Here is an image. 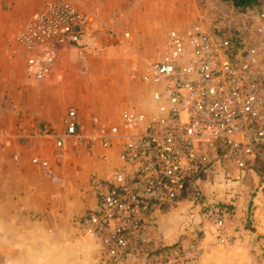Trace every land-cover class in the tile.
Here are the masks:
<instances>
[{"label":"crops","instance_id":"obj_1","mask_svg":"<svg viewBox=\"0 0 264 264\" xmlns=\"http://www.w3.org/2000/svg\"><path fill=\"white\" fill-rule=\"evenodd\" d=\"M53 1L0 0V264H104L98 243L83 234L82 220L114 183L123 165L119 155L125 140L115 139L107 150L96 147L81 153L67 142L64 157L58 159L57 136L65 132L72 109L86 134L94 132V117L115 126L121 124L123 110L151 111L154 86L143 82L142 72L134 75L130 69L156 60L170 30H188L211 7V0H74L104 51L81 55L74 47H61L51 74L36 80L27 72L31 53L16 37ZM260 3L256 12L264 9ZM259 74L264 81V65ZM35 158L48 160L60 180H51L33 164ZM230 170V180H238L233 177L236 168ZM263 186L255 189V196L252 189L239 195L211 187V203L231 201L229 208L240 212L244 202L254 201L256 227L264 237V213L258 207L264 203ZM159 220L152 246L179 242V225L165 214ZM205 236V248L209 238L216 242L213 225ZM225 247L214 251L211 246V254L198 264H247L237 256H246V246ZM143 259L132 264H146Z\"/></svg>","mask_w":264,"mask_h":264},{"label":"built area","instance_id":"obj_2","mask_svg":"<svg viewBox=\"0 0 264 264\" xmlns=\"http://www.w3.org/2000/svg\"><path fill=\"white\" fill-rule=\"evenodd\" d=\"M252 13L235 15L224 6L211 5L188 30H170L162 53L141 74L144 83L154 86L151 111L123 110L121 124L115 126L94 117L90 134L81 132L78 112H68L65 132L57 136L58 159L64 157L67 142L81 153L96 147L107 150L115 139L125 140L119 155L123 165L114 183L82 220L83 234L98 243L104 264H132L145 256L165 206L180 201L195 174L225 161L236 168L240 180L253 171L256 160H264L259 74L264 51L256 45L264 35V9ZM16 42L31 53L27 72L36 80L51 74L61 47H74L81 55L104 51L74 0L45 5ZM218 147L225 149L222 158ZM32 162L54 182L60 180L48 160ZM212 214L216 242L234 246L236 239L224 218L218 210ZM204 256L203 244L193 243L154 264H198Z\"/></svg>","mask_w":264,"mask_h":264},{"label":"rangeland","instance_id":"obj_3","mask_svg":"<svg viewBox=\"0 0 264 264\" xmlns=\"http://www.w3.org/2000/svg\"><path fill=\"white\" fill-rule=\"evenodd\" d=\"M201 1L203 2V0ZM211 5L225 6V4L221 5V2L214 4L212 1ZM252 15L254 16V12ZM261 39H263V36L258 37L256 45L264 51L263 42L262 45L259 43L261 42ZM139 63L140 64H138L137 67L132 66L130 69L131 72H134V75L141 74L143 71L145 65L143 66L141 65V62ZM261 87L264 95V81H261ZM150 93L152 94L151 90ZM230 166L232 165L229 162H216L209 167L206 173H204V178L202 177L195 182V196L199 194L198 196L200 198L198 204L192 196L191 198L183 200V202L177 201L172 206H165L162 215H168L169 219L173 223L179 225L180 228H177V230H182V235L180 241L171 246H163L161 243L158 247L152 246L150 251L144 256L143 260L146 264H154L155 260H159L160 257H164L166 254H170L179 248L188 247L193 243H203L204 240L207 239L205 232L208 226L213 225L212 213L216 210H218L220 215L224 218L225 227L228 233L235 237L236 244L226 248V245H220L213 242V240L209 238L207 247L205 248V256L200 260V262L204 260L208 254H211V246L212 250L217 251V249H221L219 247H225L224 249L229 250L235 248L236 250L243 245V247L246 246V256L243 255V252H240L237 256L241 255L242 259L247 261V264H264V237L259 235V228L256 227L257 223L255 222V212L257 211V207L254 206L255 202L250 201L251 203H249L250 199L246 203L244 202L240 212L238 210L236 212L228 210L229 206H233L230 205L231 201L229 203H211V187H220V191L223 193L226 192L227 194H232V192H234L239 195L243 194V192H241V194L238 193L239 191L248 192L252 189L251 194L255 196V193H253L255 189L258 191V189L262 187V184H264L261 183L257 176L252 175L250 172H246L241 180L231 181L230 177L232 176L228 175L231 171ZM235 172L236 176L233 175V177L236 179L239 177V172L237 170H235ZM255 180H257L256 183ZM219 204L225 205L221 212L218 209L219 207H217ZM260 206L262 207V213H264V203L262 205L258 204V207ZM159 227L160 225L158 224L156 232L159 231ZM216 246L219 247L216 248Z\"/></svg>","mask_w":264,"mask_h":264},{"label":"trees","instance_id":"obj_4","mask_svg":"<svg viewBox=\"0 0 264 264\" xmlns=\"http://www.w3.org/2000/svg\"><path fill=\"white\" fill-rule=\"evenodd\" d=\"M214 4L217 2H221V5L225 4V8L227 10L234 12L235 15H248L250 12H255L256 10H259L257 4L264 3V0H211ZM223 3V4H222ZM260 3V4H261ZM263 6V5H262ZM261 6V7H262ZM260 7V8H261ZM225 153V149L223 147H218L217 148V156L218 158H222ZM251 169L256 173L258 178L260 179L261 183H264V160H256L252 165ZM204 178L203 173L195 174L191 182H189L184 195L179 199L180 201L186 200L188 198L194 199L195 196V188L193 186V181H197L201 178ZM263 194H264V186L262 188ZM225 205H217L219 207L218 209L222 211L224 209ZM229 211H232V208H228Z\"/></svg>","mask_w":264,"mask_h":264}]
</instances>
